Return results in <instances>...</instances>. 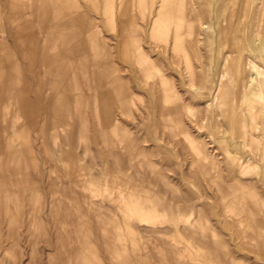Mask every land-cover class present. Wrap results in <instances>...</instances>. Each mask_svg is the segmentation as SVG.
Listing matches in <instances>:
<instances>
[{"label":"rangeland","instance_id":"1","mask_svg":"<svg viewBox=\"0 0 264 264\" xmlns=\"http://www.w3.org/2000/svg\"><path fill=\"white\" fill-rule=\"evenodd\" d=\"M13 1L0 0V32L28 83L31 61L9 33ZM72 1L70 19L85 5L112 60L102 61L106 76L86 70L65 93L21 88L38 115L35 157L17 172L19 140L9 155L0 149V264H264V101L250 83L252 67L264 81V26L258 35L231 5L186 0L191 9L199 1L204 30L197 22L192 37L175 40L173 23L161 40L160 0L145 10L140 0ZM41 54H32L37 66ZM237 66L243 83L229 87L221 75ZM161 78L175 92L169 102Z\"/></svg>","mask_w":264,"mask_h":264},{"label":"crops","instance_id":"2","mask_svg":"<svg viewBox=\"0 0 264 264\" xmlns=\"http://www.w3.org/2000/svg\"><path fill=\"white\" fill-rule=\"evenodd\" d=\"M11 4L19 6L11 8L18 16L10 18L12 29L9 33L19 42L23 51L22 56L30 59L29 68L33 75L30 82H24L26 79L22 72L23 65L12 48L6 44L4 39L6 32H0V128L4 130L3 136L0 137V141L4 143L0 144V149L6 150L8 145L13 147L14 138L19 140L21 150H14L12 154L16 156L17 165L13 171L19 172L32 168L35 140L31 128L38 123L36 107L35 105L27 107L29 97L21 88H25V84L27 87L33 86L37 96L39 91L65 93L70 90V82L76 85L80 78L85 77L86 70L90 76L102 74L106 76L102 61L108 57L112 60V48L107 43L102 46L99 33L95 31L94 21L85 14L87 10L85 5H78L79 10L85 11L84 14L76 20H71L70 11L74 10L75 2L72 1L71 4L70 0H15ZM11 51L12 55L9 53ZM38 51L42 54L40 64L37 66L38 57L32 54ZM96 59H101L100 71H97L93 64ZM61 97L63 107L67 99ZM8 131L12 134H7ZM37 133L38 130L36 139ZM9 153L11 152L6 150L3 154Z\"/></svg>","mask_w":264,"mask_h":264},{"label":"bare ground","instance_id":"3","mask_svg":"<svg viewBox=\"0 0 264 264\" xmlns=\"http://www.w3.org/2000/svg\"><path fill=\"white\" fill-rule=\"evenodd\" d=\"M106 1V0H105ZM130 1H134V0H130ZM141 1V6L144 8L143 10L148 8L147 2L148 0H140ZM153 3L155 4L157 0H152ZM210 3L209 5H211L212 3H217L220 4L221 7H223L222 11L225 12L227 10V8L229 7V5H231V10L233 12H236L238 9V16L240 17V21L242 23H244V27L245 30L247 31L249 29V27H254L255 30L253 31V33L258 34L260 33V28L261 26H264V0H208ZM229 1V4H226V2ZM239 1V3H237ZM110 3V0L108 1ZM122 2V0H121ZM126 2V1H125ZM199 2V1H198ZM198 2L196 3L195 8L191 9L190 6H188V3L186 2V0H160V8L156 13V17H155V22L153 25V32H154V36L157 39H167V36H169V28L171 27L170 24H175V26H177L174 34H170V36H172V38H175V40L183 38V37H192L193 35V30L192 28L194 27V25L198 22V19H196L195 15H196V7L201 6L200 4L198 5ZM202 3V2H201ZM206 3V2H205ZM207 3V4H208ZM214 3V4H215ZM126 4H121V11H124L127 7ZM204 4V3H203ZM205 5V4H204ZM206 6V5H205ZM141 7V8H142ZM207 7V6H206ZM204 9V7H202ZM209 8H213V7H209ZM217 9V8H216ZM201 10V9H200ZM230 10V8H229ZM236 10V11H235ZM175 11V12H174ZM203 11V10H202ZM205 11V10H204ZM213 11V10H212ZM205 13V12H204ZM203 13V14H204ZM231 13V12H230ZM237 13V12H236ZM212 14V12H211ZM207 15V14H206ZM213 15V14H212ZM216 15V14H215ZM214 15V16H215ZM236 15V14H235ZM211 16V15H209ZM224 16V14H223ZM222 16V17H223ZM208 17V16H206ZM192 20H195L192 21ZM209 19L207 18V21ZM240 22V24H241ZM198 24H200L198 22ZM211 24V23H210ZM221 24V23H220ZM234 25V24H233ZM200 26H202L201 31L204 30V26L200 24ZM207 26V24H206ZM213 27V26H212ZM216 27V26H215ZM240 27V25L238 26ZM263 28V27H262ZM198 29V28H197ZM209 27H207L206 31H209ZM217 29V28H216ZM234 30V29H232ZM199 31V29H198ZM218 31V30H217ZM226 32V31H225ZM241 32V31H240ZM264 33V31H263ZM198 34V37L194 38L197 40V38H199V33H195ZM224 34V33H223ZM249 34V33H248ZM243 35V34H242ZM169 36V37H170ZM207 36V35H206ZM225 36V34H224ZM223 36V37H224ZM249 36V35H248ZM210 38V37H209ZM228 38V37H227ZM246 38V36H245ZM248 38H252V37H248ZM203 39H206L203 38ZM208 39V38H207ZM209 40V39H208ZM220 40V39H219ZM225 40V39H224ZM221 41V40H220ZM227 41V40H225ZM206 42V41H203ZM222 42V41H221ZM208 43V41H207ZM206 43V44H207ZM218 43V42H217ZM244 43V42H243ZM199 44V43H197ZM227 43L224 44V46ZM246 44V43H245ZM196 45V44H195ZM204 46V45H203ZM201 48H204V47ZM217 46V45H216ZM237 46V50L239 51L240 46ZM256 46V44L254 45ZM190 47V46H189ZM208 48L209 47H205ZM211 48V47H210ZM219 48V47H218ZM178 49V46H176V50ZM195 49V48H194ZM212 49V48H211ZM220 49V48H219ZM140 50H138V54L141 52H139ZM209 51V50H208ZM206 52V51H205ZM210 52V51H209ZM224 52V51H223ZM195 53V52H194ZM193 53V54H194ZM215 53V52H214ZM254 53V52H253ZM196 54V53H195ZM221 54V53H220ZM219 54V55H220ZM249 55V54H248ZM262 55V54H261ZM139 58V65L141 66V69L143 71H145V73L149 76H153L156 73V68L155 66L150 63V61H148L147 59H145L143 57V55H138L137 56ZM197 58V56L195 57ZM222 59V57L220 58ZM225 59V58H224ZM189 62V57H187L186 59ZM197 61V60H196ZM252 65V64H251ZM219 66V65H218ZM218 66H216L218 68ZM211 69V68H210ZM253 71L255 72V78H252V81L250 82L251 85H253L254 87L257 88V92L260 96L261 101H264V81H259L260 78H262L263 74L260 73L258 70H256L254 67H252ZM188 71L190 72L191 75V80L193 83L194 82V71L192 70L191 66H188ZM221 79L222 81L224 80H228V85L229 87L236 85L237 83H243V78H242V66L241 68L239 66H237L234 70V68H232L229 71H225L222 73L221 75ZM248 80V79H247ZM161 87L163 88L164 91V96L167 99V101L169 102L170 100H172V98L175 97V92L173 91V89L171 88V83L168 82V80H165L164 78H161ZM255 91V89H254ZM257 94V93H256ZM215 102V101H214ZM243 102V101H242ZM215 104V103H214ZM227 104V103H225ZM223 105V104H221ZM208 106V105H207ZM241 107V105H240ZM236 108V107H235ZM196 109V108H195ZM235 111V110H233ZM232 111V112H233ZM260 127H256L255 131H260ZM264 129V128H262ZM259 133V132H258ZM254 136V135H253ZM249 142V141H248ZM242 143V142H241ZM244 167V166H243ZM242 169V168H241ZM255 199V198H254ZM243 200V199H242ZM132 201V200H131ZM254 218V217H253ZM189 221V220H188ZM255 222V221H254ZM196 227V226H195Z\"/></svg>","mask_w":264,"mask_h":264}]
</instances>
